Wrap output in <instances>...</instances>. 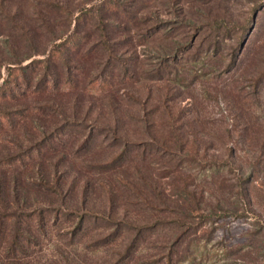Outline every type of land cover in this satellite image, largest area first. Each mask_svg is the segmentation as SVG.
<instances>
[{
	"label": "rangeland",
	"instance_id": "rangeland-1",
	"mask_svg": "<svg viewBox=\"0 0 264 264\" xmlns=\"http://www.w3.org/2000/svg\"><path fill=\"white\" fill-rule=\"evenodd\" d=\"M44 2L65 11L50 13ZM80 13L86 15L78 30L89 37L88 59L71 57L69 65L94 82L82 87V74L74 94L59 85L48 99L7 105L57 112L46 117L44 136L55 133L50 152H60L46 160L44 151L34 154L39 166L31 182L56 172L65 187L60 196L31 193L33 209H50L46 220L54 224L31 259L264 264V0H0V85L12 67L42 58L67 39ZM98 20L105 23L106 46L99 45ZM110 67L120 76L110 79ZM58 73L64 71L55 78ZM174 118L177 132L189 138L186 152L176 153L187 162L143 150L161 145L156 140ZM7 134L0 130V142ZM86 138L87 148L76 152ZM125 144L131 162L121 168L93 173L85 166L110 163ZM251 171L257 177L243 185ZM186 207L192 208L188 217ZM70 213L87 216L83 231ZM116 223L153 228L105 241ZM127 249L130 257L122 261Z\"/></svg>",
	"mask_w": 264,
	"mask_h": 264
},
{
	"label": "trees",
	"instance_id": "trees-1",
	"mask_svg": "<svg viewBox=\"0 0 264 264\" xmlns=\"http://www.w3.org/2000/svg\"><path fill=\"white\" fill-rule=\"evenodd\" d=\"M43 4L44 8L50 13H62L65 11L62 6L55 3L44 2ZM2 11L7 14L5 9H2ZM68 14L71 13L69 12ZM85 16V13H80L75 18L74 31L71 32V35L67 39L58 43V45L54 46L47 54L45 52L42 53V58L34 59L24 66L12 67L8 72L7 79H4L0 85V105L2 104V107H0V130L8 133L0 142V264H35L31 259V254L35 253L37 250H41L39 247L43 244L48 233H51L49 230L54 224L51 223V220H46L47 217L51 216L52 211L50 209H33L35 204L31 202V193L42 192L47 196L50 194H57V196H60L64 192L65 187L64 182L60 183L58 174L50 171L48 176L41 178V182H31V179H35L36 168L39 166L38 161L32 158L34 154H36V158H38L40 157V153L44 151L43 160H46L48 158H54L56 154L60 152L58 150L50 152L51 146L54 145V143L50 142L56 140V134L52 133L47 137L44 136L47 134L45 128L48 127L47 125L50 123L47 122L46 117H53L52 112L57 113L56 110L51 106L37 104L30 109L12 111L8 109L7 105L18 99L47 98L49 94H51L50 92L57 89L59 85L63 89H65L67 85V89L74 91L72 92L74 94L76 89H80L78 85V81L80 80L78 77L80 76L81 78L82 74H84L81 82L82 87H84V84L86 85L88 81L91 83L94 82L95 79L93 81L90 80L91 76H89V74L86 75L85 70L81 71L79 67L69 65V63L72 62L71 57H74L73 59L80 63H83L84 59H88L86 58L88 52L85 48L89 42V37L87 33H82L78 30L81 25V20L84 25H86ZM97 17L100 19V15ZM66 22L68 24L70 20ZM99 23H101V25ZM95 27L102 30V33H100L102 40L99 45L106 46L107 33H103L106 30L105 23L98 20ZM109 66L108 63L105 64V68ZM58 70L61 72L64 71V73H58L57 78H55ZM72 70L77 71L76 75H72L73 77L70 74ZM107 71L108 75H110L106 76L110 79H113L115 76H120L121 72L119 68L115 69L114 67H110ZM60 76H62V81L59 78ZM122 78H125L124 72H122ZM105 80L106 79L102 81V85H105L106 88L110 87V81L105 83ZM175 122V118L170 119L167 130L163 136L160 135L159 139L156 140L161 143V145L155 143L148 144L145 146L149 148H144L143 150H147L148 153L156 155L166 154L172 159L176 157L180 159V161L183 160L187 162L184 159L185 156L182 158L177 156L176 153L184 154L186 152L189 138L184 140V138L187 137V133L186 131L177 132V127L174 124ZM65 128L67 127L63 129ZM43 129L44 132L42 131ZM63 129L61 128L59 130L61 131ZM38 130L42 136L38 134ZM10 132L11 137H8ZM39 136L42 138L37 141ZM88 142L89 138H86L76 152L84 150L85 147L87 148ZM130 149L129 145L127 147L125 144L119 155L104 166H85L93 173H96V171L98 173H103L114 169L116 170L129 162ZM24 161H27V164L22 168ZM93 169L95 171H93ZM255 177H257V175L251 171L247 175V178L243 180L242 184H252ZM246 188L248 187H242L245 198H247L248 192ZM195 199L196 198H192L194 204ZM186 208L185 217H188V214L192 213V208ZM69 215L75 216L78 219L76 230L81 228L79 232L83 231L84 221L87 216L80 215L78 217L77 214L72 215V213ZM54 218L55 221L61 219L58 214H54ZM104 219L105 218H103L102 221H104ZM105 222L110 223V220L105 219ZM110 226L114 232L111 235L108 234L104 238L105 241L110 240L112 237H117L115 239L117 240L123 234L130 236L134 231L140 235L142 232H146L153 228L142 227L136 230L134 226L123 223L117 224V227L115 224H110ZM107 228L109 229V227ZM57 241H59V239ZM114 241L111 240L109 243ZM137 241H139V239ZM70 244L73 247L77 245V241L71 239ZM97 245L100 244L97 243L94 246ZM87 248L88 246L85 247V245H82L83 250ZM129 257L127 249L121 259L123 261L125 258L127 260Z\"/></svg>",
	"mask_w": 264,
	"mask_h": 264
}]
</instances>
